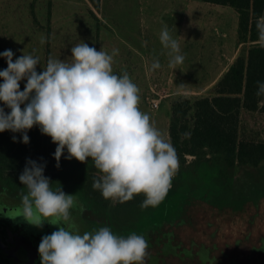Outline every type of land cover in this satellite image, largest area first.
<instances>
[{
    "label": "clouds",
    "instance_id": "9594fccd",
    "mask_svg": "<svg viewBox=\"0 0 264 264\" xmlns=\"http://www.w3.org/2000/svg\"><path fill=\"white\" fill-rule=\"evenodd\" d=\"M256 29L264 47V16L258 18ZM45 42L41 36L40 43ZM160 42L169 50V67L183 63L179 43L167 26L160 33ZM116 55L118 49L110 55L82 41L71 48L72 63L50 56L38 73V56L23 53L13 62L10 49L0 53L7 61V68L0 71V101L10 109L6 113L0 107V132H20L27 144V130L38 125L57 145V167L65 149V159L83 163L91 158L102 173L94 178L92 187L105 199L123 203L143 193L146 198L140 207H156L172 187L179 158L149 114L140 110V89L129 74L113 73ZM160 67L159 59H155L151 69ZM22 80H26L23 91ZM257 85L256 95H264V82ZM44 167L27 160L19 176L27 193L22 194L16 215L38 228L45 221L59 225L57 231L41 239V264H145L148 242L142 235L132 233L125 238L109 227L81 234L70 214L73 195L61 187L53 190Z\"/></svg>",
    "mask_w": 264,
    "mask_h": 264
},
{
    "label": "rangeland",
    "instance_id": "374dc122",
    "mask_svg": "<svg viewBox=\"0 0 264 264\" xmlns=\"http://www.w3.org/2000/svg\"><path fill=\"white\" fill-rule=\"evenodd\" d=\"M34 22L41 32L35 34L30 47L26 41L24 49L25 54L40 58V65L36 69L38 73L43 71L50 56L72 63L71 48L82 41L110 55L113 49H118V55L113 58L114 74L125 71L119 70L118 66L120 60L127 61V48L136 49L139 53L138 71L141 70V60H146L147 64L155 59L162 60L163 68L147 69L150 81L144 92L140 91V97L147 101L148 97L162 101V106L157 110L145 112L164 136L169 100L211 92L215 82L208 86L196 83L212 79L219 72L220 63L227 64L233 55L235 59L248 46L239 43V16L235 8L206 1L198 5L174 7L171 0H41V9ZM165 26L178 41L180 54L185 57L183 63L174 68L169 67V50L160 42V33ZM41 36L45 38L44 44L40 43ZM155 90L168 95L160 96ZM241 135L264 140V114L244 112ZM86 172L88 168L83 164L75 166L69 161L61 170L60 177L52 183L53 190L61 187L66 194L73 195L74 206L70 212H81L94 206L84 191ZM196 179L203 184L208 182L205 174L197 175ZM252 180L253 177L245 179V186L249 187ZM207 184L212 186V182ZM261 188H264V181ZM26 189H15L14 193L21 197L27 193ZM211 191L221 194L219 190ZM244 191L250 192L251 189ZM198 192L204 193L202 188Z\"/></svg>",
    "mask_w": 264,
    "mask_h": 264
},
{
    "label": "trees",
    "instance_id": "16d2710c",
    "mask_svg": "<svg viewBox=\"0 0 264 264\" xmlns=\"http://www.w3.org/2000/svg\"><path fill=\"white\" fill-rule=\"evenodd\" d=\"M204 1L235 8L239 16V43L248 46L244 52L241 50L230 67L215 81L211 92L171 100L169 136L179 158L174 189L187 190L188 195L194 198L222 207L229 204L227 200L230 199H235L239 204L242 200V204L247 195L242 196L241 191L246 188L252 191L262 190L259 185L262 179H253L249 182V187H246L247 178L242 177L264 174V140L242 137L241 133L244 112L264 114V95H256L257 82H264V47L259 42L256 29L258 18L264 16V0ZM5 50L9 49L0 44V53ZM16 59L17 56L14 55L13 62ZM6 68L7 61L0 56V71ZM2 83L3 79L0 78V84ZM25 84L26 80L20 81L21 91ZM0 107L6 113L10 112L2 101ZM27 135L29 142L25 144L20 132H0V178L6 176L3 180L10 186L26 189L19 176L28 159L45 165L44 175L52 183L60 177L61 170L69 161L75 166L83 164L88 168L84 177L85 195L98 212L103 213L104 218L108 216L110 220L113 219L112 199H105L99 190L92 187L94 178H99L102 173L91 158L83 163L75 158L65 159L68 155L65 149L57 167L54 158L57 145L52 142L51 137L42 134L38 125L27 130ZM199 173L207 175V183L212 182V186L196 179ZM201 188L204 193L196 194ZM211 189L219 190L221 194ZM228 192H232L233 197ZM145 198L144 194H138L122 204L127 206V212L130 213L131 207L140 206ZM248 199L257 202L258 196Z\"/></svg>",
    "mask_w": 264,
    "mask_h": 264
},
{
    "label": "flooded vegetation",
    "instance_id": "af4514ba",
    "mask_svg": "<svg viewBox=\"0 0 264 264\" xmlns=\"http://www.w3.org/2000/svg\"><path fill=\"white\" fill-rule=\"evenodd\" d=\"M3 177L6 176L0 178V264H41V239L57 231L59 225L45 221L38 228L16 216L22 196L14 190L20 188L10 186ZM251 177L264 181L262 173L242 178ZM175 178L176 175L167 196L156 207L142 209L133 205L128 213L123 205L126 202L112 200V220L104 218L95 206L81 212L73 210L72 220L81 234L109 227L125 238L132 233L144 236L149 253L145 264H264V188L241 191L242 196L247 195L242 204V200L239 204L230 199L229 204L219 207L188 195L187 190L174 189ZM228 193L233 197L232 192ZM253 196H258L257 202L248 199Z\"/></svg>",
    "mask_w": 264,
    "mask_h": 264
},
{
    "label": "crops",
    "instance_id": "0c3cea01",
    "mask_svg": "<svg viewBox=\"0 0 264 264\" xmlns=\"http://www.w3.org/2000/svg\"><path fill=\"white\" fill-rule=\"evenodd\" d=\"M201 1L204 2V0H171L174 7H185L188 4L198 5L201 3ZM40 9L41 0H0V44L10 49L14 55H17L18 57H20V54H25L26 50L24 48L26 47V41H28V46L30 47L34 42V38H36L35 34L41 32L39 26H36L34 22V17L39 14ZM127 53V61H125V59L120 60L118 66L119 70L121 69L125 71H121L120 74L116 73V75L120 76L124 72H127L130 76V79L139 87L140 91L144 92L145 87L149 85L150 81L147 69L151 68L152 63L147 64L146 60H141V70L138 71L137 58L139 53L136 51V49L131 48H127ZM232 57L234 58V55ZM233 58H231L230 61L225 65L220 63V66L218 67L219 72H217V74L212 79L204 83H196V85L208 86L214 83L218 79L219 75H221L223 71L230 67L234 61ZM160 64L161 67L159 69L163 68L162 66H164L162 62H160ZM171 100L168 102L169 116L167 117L165 130V138L169 141ZM161 106L162 101H160V105L157 108H160ZM139 108L142 112H145L146 110H157V108H154L149 101L145 99L143 100V98H141Z\"/></svg>",
    "mask_w": 264,
    "mask_h": 264
},
{
    "label": "built area",
    "instance_id": "2783aa9c",
    "mask_svg": "<svg viewBox=\"0 0 264 264\" xmlns=\"http://www.w3.org/2000/svg\"><path fill=\"white\" fill-rule=\"evenodd\" d=\"M155 91H156V93L159 94L160 96L168 95V93H164V92H162L161 90H155ZM147 99L150 101V103L152 104V106H153L154 108H157V107L160 105V99H159V98H152V97H151V99H150V98L148 97Z\"/></svg>",
    "mask_w": 264,
    "mask_h": 264
}]
</instances>
